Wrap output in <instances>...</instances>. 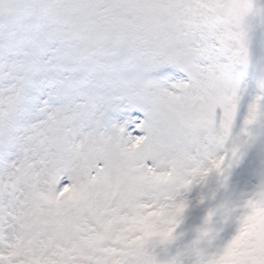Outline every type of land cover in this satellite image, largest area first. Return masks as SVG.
Wrapping results in <instances>:
<instances>
[{"label":"snow or ice","instance_id":"snow-or-ice-1","mask_svg":"<svg viewBox=\"0 0 264 264\" xmlns=\"http://www.w3.org/2000/svg\"><path fill=\"white\" fill-rule=\"evenodd\" d=\"M0 264H264V0H0Z\"/></svg>","mask_w":264,"mask_h":264}]
</instances>
